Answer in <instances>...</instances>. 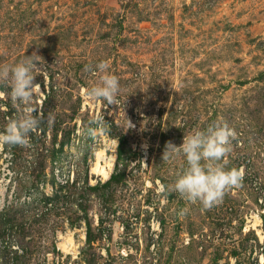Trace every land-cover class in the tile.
<instances>
[{
    "label": "rangeland",
    "instance_id": "rangeland-1",
    "mask_svg": "<svg viewBox=\"0 0 264 264\" xmlns=\"http://www.w3.org/2000/svg\"><path fill=\"white\" fill-rule=\"evenodd\" d=\"M34 52L39 126L0 147L9 264H264V0H0V64ZM101 62L114 104L87 95ZM9 93L0 82V131L20 113ZM218 122L244 177L205 209L164 191L187 163L162 157ZM97 154L113 157L105 178Z\"/></svg>",
    "mask_w": 264,
    "mask_h": 264
},
{
    "label": "clouds",
    "instance_id": "clouds-1",
    "mask_svg": "<svg viewBox=\"0 0 264 264\" xmlns=\"http://www.w3.org/2000/svg\"><path fill=\"white\" fill-rule=\"evenodd\" d=\"M40 60L42 58L34 52L18 63L0 64V82L10 83V98L20 108V113L10 118L5 129L0 131V147L29 146L30 133L39 126L40 119L33 114L36 110L32 105L40 89L34 75ZM107 67V62L96 65V71L100 74L99 83L87 89V95L94 100L114 104L120 83L117 76L108 73ZM97 123L101 128L106 124L103 119ZM104 130L106 134L107 129ZM235 139V130L226 122H218L205 129H193L183 136L180 146L168 142L162 159L182 155L187 167L177 174L172 185L164 186V191H175L192 204L199 202L205 209L219 203L229 189L239 186L244 177L243 168L225 167Z\"/></svg>",
    "mask_w": 264,
    "mask_h": 264
},
{
    "label": "trees",
    "instance_id": "trees-1",
    "mask_svg": "<svg viewBox=\"0 0 264 264\" xmlns=\"http://www.w3.org/2000/svg\"><path fill=\"white\" fill-rule=\"evenodd\" d=\"M49 153H50V151H49ZM51 153H52V151H51ZM121 153L122 152L119 151V154H121ZM37 157H39V155ZM118 157L120 158L119 155H118ZM51 183H52V186L58 187V188H62L60 186V184L68 186V180L58 183L53 177H52ZM84 186L87 187V185H85V184H84ZM106 186H108V183H106ZM88 189H89V191H92L91 187H89ZM43 201H44L45 205H51L50 203L57 202V197L56 196H54V197H43ZM87 227L88 228H87V231H86V243L88 245H90V244L93 243V241L95 239H94V237H93V235H92V233L90 231V227L89 226H87ZM7 255L8 254H7V251H6V247H4L2 250H0V263H4L5 264L7 262V260H8V264H9V261L13 260V258H9V256H7ZM3 259H4V261H3ZM14 261L16 262V258H14V260L12 262H14Z\"/></svg>",
    "mask_w": 264,
    "mask_h": 264
},
{
    "label": "bare ground",
    "instance_id": "bare-ground-1",
    "mask_svg": "<svg viewBox=\"0 0 264 264\" xmlns=\"http://www.w3.org/2000/svg\"><path fill=\"white\" fill-rule=\"evenodd\" d=\"M104 157L102 154H97V157H96V163L94 164V166L92 167V172L102 176L103 178L107 177L108 176V173L111 169V166H112V158L113 157H110L108 159V161H104V164L101 165L100 161L103 160Z\"/></svg>",
    "mask_w": 264,
    "mask_h": 264
}]
</instances>
